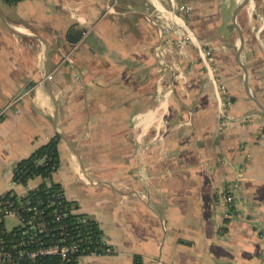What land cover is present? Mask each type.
I'll use <instances>...</instances> for the list:
<instances>
[{"label": "crops", "instance_id": "0c3cea01", "mask_svg": "<svg viewBox=\"0 0 264 264\" xmlns=\"http://www.w3.org/2000/svg\"><path fill=\"white\" fill-rule=\"evenodd\" d=\"M175 3L0 1V109L15 101L0 121V193L15 163L58 136L52 179L115 252L85 263L264 264V114L241 69L264 107V0L260 24H241L239 56L227 0H188L186 29L213 52L228 107L196 50L192 64L156 56L146 16Z\"/></svg>", "mask_w": 264, "mask_h": 264}, {"label": "built area", "instance_id": "2783aa9c", "mask_svg": "<svg viewBox=\"0 0 264 264\" xmlns=\"http://www.w3.org/2000/svg\"><path fill=\"white\" fill-rule=\"evenodd\" d=\"M177 1L176 12L148 11L146 16L160 39L156 56L161 58L166 52H173L179 58H187L192 64L188 52L196 50L204 69L214 77L222 105L228 107L230 99L226 87L216 77L214 54L210 49L198 45L186 29V20L191 11L188 0ZM113 10L114 3L108 6L107 12ZM177 27L184 30L181 37L173 34ZM166 45L171 46L172 50H167ZM71 53L64 56L65 61L71 62ZM37 85L41 86L42 81ZM14 104L15 101L0 109V121L13 110ZM18 163L9 170L10 189L0 193V264H70L74 261L77 264H90L85 263L86 258L115 253L94 220L78 217L72 212L60 185L55 188L53 179L41 175L23 180V171L17 167ZM40 163L41 160L35 162L36 165ZM56 171H52L51 175ZM225 202L228 206L232 203L229 194ZM7 217H14L17 224L8 228L5 224Z\"/></svg>", "mask_w": 264, "mask_h": 264}, {"label": "trees", "instance_id": "16d2710c", "mask_svg": "<svg viewBox=\"0 0 264 264\" xmlns=\"http://www.w3.org/2000/svg\"><path fill=\"white\" fill-rule=\"evenodd\" d=\"M4 4L12 5L20 2L21 0H0ZM58 142L59 137L53 136L44 145L35 149L27 158L21 160L17 167L23 171V180L35 175H41L43 178L52 179V171L58 169L59 166V155H58ZM41 160L39 165L35 162ZM54 187H59V184L54 183ZM78 217H83L79 216ZM75 217V216H74ZM70 264H77L72 262ZM132 264H142L139 256H134Z\"/></svg>", "mask_w": 264, "mask_h": 264}, {"label": "water", "instance_id": "95a60500", "mask_svg": "<svg viewBox=\"0 0 264 264\" xmlns=\"http://www.w3.org/2000/svg\"><path fill=\"white\" fill-rule=\"evenodd\" d=\"M245 2L246 0H236L235 7L232 12V18H231V22L235 29L236 37H237V44H238V48L236 51L237 56L240 55V52L242 51L244 44H245L244 35L242 32V27H241V17H240V12L245 6ZM241 69H242V79H243V84H244V90L246 92V95L249 101L252 103V106L254 107V110L256 112L264 114V107L259 104V102L256 100V98L252 95L250 91V88L248 85V76H247L246 68L242 64H241ZM28 89H30V87L26 88L24 92L28 91Z\"/></svg>", "mask_w": 264, "mask_h": 264}, {"label": "rangeland", "instance_id": "374dc122", "mask_svg": "<svg viewBox=\"0 0 264 264\" xmlns=\"http://www.w3.org/2000/svg\"><path fill=\"white\" fill-rule=\"evenodd\" d=\"M225 3V1H224ZM236 0H227V4L229 7V15L233 12L235 7ZM260 8H261V0H250V3L243 7L240 12L241 17V24L250 23L251 25H259L260 24ZM5 224L8 228L12 227L13 225L17 224V220L14 217H7L5 218Z\"/></svg>", "mask_w": 264, "mask_h": 264}]
</instances>
